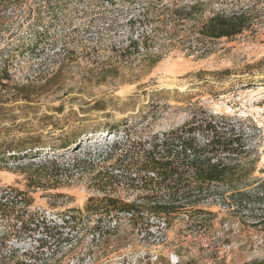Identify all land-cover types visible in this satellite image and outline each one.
Returning <instances> with one entry per match:
<instances>
[{
  "label": "rangeland",
  "instance_id": "obj_1",
  "mask_svg": "<svg viewBox=\"0 0 264 264\" xmlns=\"http://www.w3.org/2000/svg\"><path fill=\"white\" fill-rule=\"evenodd\" d=\"M0 1V264L264 262V226L254 225L262 203L212 197L196 202L199 213L166 218L101 200L149 202L133 180L139 147L193 117L245 130V185L264 179V28L215 40L206 54L164 34L126 52L128 19L149 2L196 0ZM207 3L206 14L264 6ZM156 23H138L135 34Z\"/></svg>",
  "mask_w": 264,
  "mask_h": 264
},
{
  "label": "trees",
  "instance_id": "obj_2",
  "mask_svg": "<svg viewBox=\"0 0 264 264\" xmlns=\"http://www.w3.org/2000/svg\"><path fill=\"white\" fill-rule=\"evenodd\" d=\"M116 1L110 0L111 3ZM206 3L207 0L181 4L166 1L159 3L157 9L149 2L138 15L128 19L132 33L126 52L131 49L148 50L158 43L157 35L164 34L169 38L181 35L188 37L190 45L206 54L215 40L264 28V6L259 7L255 3L232 10H210L206 14L203 6ZM153 22L157 23L151 27L150 32L135 34L138 23ZM4 30L0 25V34ZM6 77L9 76L5 75L2 79ZM246 137L247 133L242 128H236L224 118L214 116L201 120L193 117L183 124L154 132L148 141L150 145L143 143L137 152L139 156L131 164L136 174L133 180L141 181L145 191L139 197L150 201L146 204L124 202L112 194H105L101 200H106L105 206L112 209L136 213L148 208L155 215L166 218L181 213H199L202 207L196 202L212 197L233 200L239 205L262 203L264 207V179L252 189L244 182V175L251 170L252 164V150ZM67 146L68 143L62 145ZM123 154L124 151L120 156ZM119 159L120 163L115 165L117 169L123 167L124 163L121 157ZM105 172L109 173L107 170ZM113 175L112 172L108 176L111 178ZM102 179L105 180V177ZM94 199L91 197L89 200ZM94 206L88 204L87 208L94 211ZM254 225L264 226L263 212L256 215Z\"/></svg>",
  "mask_w": 264,
  "mask_h": 264
}]
</instances>
